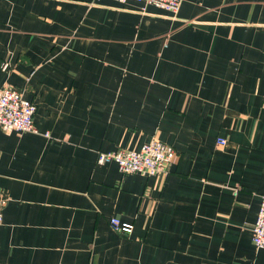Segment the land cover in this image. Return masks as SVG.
<instances>
[{
  "label": "crops",
  "instance_id": "crops-1",
  "mask_svg": "<svg viewBox=\"0 0 264 264\" xmlns=\"http://www.w3.org/2000/svg\"><path fill=\"white\" fill-rule=\"evenodd\" d=\"M2 86L37 133L0 130V264H264V0H0ZM152 139L163 179L97 164Z\"/></svg>",
  "mask_w": 264,
  "mask_h": 264
},
{
  "label": "built area",
  "instance_id": "built-area-1",
  "mask_svg": "<svg viewBox=\"0 0 264 264\" xmlns=\"http://www.w3.org/2000/svg\"><path fill=\"white\" fill-rule=\"evenodd\" d=\"M125 3L130 0H114ZM152 5L170 13H177L182 0H132ZM36 107L26 100L21 93L10 86L0 87V130L4 133H37L33 116ZM220 144H224L220 141ZM174 149L157 139H152L139 150H118L99 152L97 164L115 162L121 173H137L145 177H166L175 159ZM8 201L7 195L0 191V226L3 222V209ZM110 226L118 232H130L131 226L122 224L117 218L110 219ZM252 242L256 249H264V195L255 223L252 226Z\"/></svg>",
  "mask_w": 264,
  "mask_h": 264
}]
</instances>
